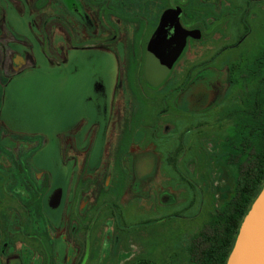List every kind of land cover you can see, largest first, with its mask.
Returning a JSON list of instances; mask_svg holds the SVG:
<instances>
[{"label":"flooded vegetation","instance_id":"af4514ba","mask_svg":"<svg viewBox=\"0 0 264 264\" xmlns=\"http://www.w3.org/2000/svg\"><path fill=\"white\" fill-rule=\"evenodd\" d=\"M196 1L40 0L39 8L34 13L39 20L36 29L21 19L22 15L29 12L23 0H6L9 7L0 6V199L9 197L13 202V205L0 208V264H87L89 247L95 248L96 252L101 241L103 246L106 244L105 227L99 224L100 210L94 212L87 209L96 208L89 202L92 200L91 190L97 183L107 187L109 179L93 178L90 182L86 178L75 180L73 173V185L68 190L70 175L63 167L56 170L50 168L48 162L43 166L38 164L42 161V151L47 139L40 142L42 137L27 139L25 136L9 133V125L5 119L7 91L11 92L13 85L28 69L39 66L37 54L45 57L57 70L66 71L69 76H76L79 72L90 74L93 81L87 103L99 116L104 113L117 116L121 114L123 106L130 103L127 97L129 88L125 87V80H130V89L135 92H138L139 83H143L146 90L155 92L168 80H178L175 88L167 93L169 97L163 99L169 112L166 119L176 125V132L171 128L161 134L152 131L149 137L154 147L150 150L145 148V144L144 148H141V144L137 145L126 168L134 181L130 185L131 192L137 195L144 193L147 188L145 182L157 173L165 180L166 174H176L177 171L182 182L186 185L188 183L184 193L187 195L185 210L196 211L195 216L204 212L206 223L211 214L221 210L225 203L223 195L229 191V198L234 193L237 179L231 185L224 186L221 182L225 174L223 167L228 166L226 160L229 156L235 153L239 156L248 149V110L242 111L245 120L240 121L239 115L241 106L247 108V95L250 91L244 98L235 96L233 76L240 79L253 64L263 63L264 47L258 45V54L255 56L237 55L234 61H230L231 65L226 63L223 68L217 67L216 64L222 58L220 51H235L243 46L252 30L246 17L250 12L249 9L244 11L241 18L244 29L237 30L232 22L229 25L230 19L236 15L232 2ZM49 9L52 17L47 13ZM44 12L46 17H43ZM10 22L18 31L9 25ZM50 22L53 25L49 36L46 30ZM221 25L227 32L233 30L237 40L228 42L229 39L223 40L222 37L212 39L216 28ZM44 26L43 41L38 35H41ZM55 30L64 32L60 31L63 42L61 46L54 42ZM47 41L51 42L52 50L46 44ZM219 41L225 43L223 48L214 55H206L209 45ZM69 42L78 46L71 47ZM40 43L46 45L43 50ZM252 56L254 59L250 58ZM169 61H173V64L168 75L161 84L155 85L149 79L163 76L169 68L166 64ZM249 61L253 63L249 64ZM243 62L247 64L243 65ZM233 63L239 65L234 66ZM260 70L262 77V65ZM261 82L264 84V78ZM229 90L235 97H227ZM118 92L122 93L120 95L125 98V102H122L123 99L118 102ZM147 104L153 106L150 102ZM171 109L177 113L171 112ZM241 123L245 124L241 126ZM198 130L204 133H209L210 130L218 135L210 139L208 135H204L201 139V144L213 151L212 154L208 155V152L202 151L198 146ZM189 133L195 137L204 162V167L194 169L197 178H191L190 167H185V162L174 171L172 167L178 150L183 146L182 141ZM214 139H217L216 144H213ZM49 144L56 147L54 141ZM170 144L171 150H168ZM116 145L120 151L126 150L128 140L125 142L119 139ZM158 147L165 153L162 167L157 162ZM226 148L235 153H227L224 150ZM174 152L175 156L172 155ZM86 159L71 149L72 168ZM244 162L234 163L237 166V177L239 167ZM198 179L202 180V185L191 184L192 180ZM189 186L194 187L193 190ZM214 186L221 187V193L217 195L222 202L221 206L216 211L204 210L208 203V190H218ZM160 196L159 204L162 206L176 203L169 192ZM51 197L54 201L50 206ZM63 208L67 211L64 222L57 219ZM85 212L93 213L91 217L96 220V225L85 222ZM19 237L22 238L18 240ZM58 244L63 245L59 252ZM52 256L54 261L51 260Z\"/></svg>","mask_w":264,"mask_h":264},{"label":"rangeland","instance_id":"374dc122","mask_svg":"<svg viewBox=\"0 0 264 264\" xmlns=\"http://www.w3.org/2000/svg\"><path fill=\"white\" fill-rule=\"evenodd\" d=\"M23 1L29 12L27 11L26 14L22 15L21 19L36 29L39 20L34 13L39 8L40 0ZM229 1L232 2L236 14L232 20L230 19L229 25L232 22L237 30L244 29L241 18L244 16V11L249 9L250 13L246 17L252 30L241 48L235 51H220V55H222L221 62L216 64L219 68H223L226 63L231 65L237 55L246 57L251 54L255 56L258 54V45L264 47V0ZM193 2L196 3L197 1L193 0ZM222 3L224 4V1ZM199 5L205 4L199 3ZM0 6L9 7L6 0H0ZM49 11L50 9L47 13L52 17ZM45 13H42L43 17H46ZM9 25L15 31H18L14 24L10 22ZM52 25V22H50L48 30H46L49 36ZM60 31L64 33L62 30ZM60 31H54V42L59 46L63 44ZM44 32L45 26L41 31V35H38L43 41L45 38ZM221 37L223 40L229 39L228 42L232 41L235 39L234 31L229 30L227 32L226 28L224 29L221 25L216 28L211 38L220 39ZM46 44L52 50L51 42L47 41ZM69 44L71 47L78 46L72 42H69ZM39 45L42 46H40L42 50L46 47L44 43ZM224 45L225 43L222 41L210 44L206 55H214ZM94 56L98 57V55ZM253 56L250 58L254 59ZM36 59L39 66L36 69H28L13 85L11 92L7 91L5 119L9 125V133L25 136L27 139L42 137L43 139H39L40 142L44 141V138L47 139L45 149L42 151V161L38 164L43 166L48 162L50 168L53 167L56 170L63 167V170L70 175L67 189L73 185L71 176L73 173L75 180L76 178H86L90 182L93 178L98 180L109 179L110 184L107 187H102L100 183H97L90 192L93 194L91 195L92 200L89 202L96 208L90 207L87 210H94V212L100 210L99 224L105 227L104 238L106 244L103 246V241H101L97 245L96 252H94L95 248L90 246L86 263L190 264L188 258L189 245L202 230L207 218L203 214L204 212L199 216H195L196 211L185 210L187 195L184 193L188 183L186 182V185L182 182L177 171L176 174L165 175L167 184L163 180L164 177L157 173L145 182L146 191L137 195L131 192L132 187L130 185L134 181L129 174V170L126 169L137 145L141 144V148H144L143 144H145V148L148 150L154 147L152 139L149 137L152 131L161 134L171 128L176 132V125L166 119L169 112L163 99L169 97L167 93L175 88L178 80L177 82L175 79L168 80L160 90H155V92L146 90L143 83L138 84V92H135L130 89V80H125V87L129 88L127 97L130 103L124 105L122 111H120L121 114L117 116L108 113L99 116L87 103L93 81L90 79V74L79 72L76 76H69L66 71L62 72L52 67L45 57L37 54ZM248 63H253V61ZM233 64L234 66L239 65V63ZM242 64L247 63L243 62ZM261 74L263 76V73ZM260 77L257 76L255 82L254 79L244 82L233 76L234 95L244 98L255 87L256 82H261ZM232 93L229 90L227 97H235L232 96ZM120 94L122 93L118 92V102H121L122 99V102H125V98ZM247 96L249 97V95ZM171 101H169V105L172 108ZM147 102H150L153 106L146 105ZM137 103L139 105H136ZM171 112L177 113L173 109H171ZM208 132L204 133L198 130L196 136L198 146L202 148V151L208 152L209 155L213 151L203 146L201 139L204 135H208L209 139L218 137V135L213 133L214 131L209 130ZM250 136L248 140L249 147L243 154L238 156L231 149H224L227 153H235L226 160L228 166L223 167L225 174H223L221 182L224 186L231 185L237 179V166L234 163L236 161L242 163L250 158V142L253 138L252 135ZM119 139L125 142L128 140L126 150L120 151L119 148H116V141ZM217 139H214L213 144L217 143ZM51 141L55 142L56 147L49 144ZM182 143L183 146L178 150L179 153L173 160V162L175 161L172 165L173 171L185 162V167H190L191 178H197L194 169L204 167V162L197 149L196 139L193 134L189 133ZM171 145L168 146V150H171ZM72 148L87 158L74 168H72L70 160ZM156 155L158 166L162 167L165 153L158 147ZM172 155L175 156V152ZM198 181L192 180L191 184L199 183L202 185V180L198 179ZM214 187L218 190H208L209 195L207 194L208 197L206 198L208 203L204 206V210L214 209L216 211L221 206L222 202L217 197L218 193H221L219 189L221 187ZM188 188L193 190L194 187L189 186ZM166 192H169L176 203L165 206L159 204L162 197L160 195H164ZM185 200L186 202H184ZM0 204V208H2L6 205H13V202L9 197H3L0 199ZM65 212H67L66 208L59 211L57 216L59 221L64 222ZM91 214L93 215V213H84L85 222L96 225L97 222L91 217ZM75 223L77 225V222ZM11 225L14 224L11 223ZM32 231L31 228L30 233ZM95 234L97 233L95 232ZM21 238L19 237L18 240ZM26 243L30 245L29 241H26ZM62 248L63 245L58 244L57 252L61 251ZM51 260H55L53 256Z\"/></svg>","mask_w":264,"mask_h":264},{"label":"trees","instance_id":"16d2710c","mask_svg":"<svg viewBox=\"0 0 264 264\" xmlns=\"http://www.w3.org/2000/svg\"><path fill=\"white\" fill-rule=\"evenodd\" d=\"M261 65L264 67V62L253 64L240 79L257 81ZM255 84L254 90L249 93L247 108L241 106L239 115L240 121L245 120L242 111L248 110L249 137H253L250 158L239 167L234 193L229 198V191L223 195L225 203L221 210L211 214L209 221L189 245L190 264L228 263L240 227L264 187V84Z\"/></svg>","mask_w":264,"mask_h":264},{"label":"water","instance_id":"95a60500","mask_svg":"<svg viewBox=\"0 0 264 264\" xmlns=\"http://www.w3.org/2000/svg\"><path fill=\"white\" fill-rule=\"evenodd\" d=\"M180 49H183V45ZM177 55L178 53L176 57ZM166 64L169 65V68L163 76L149 79L155 85L161 84L165 80L173 61L166 62ZM53 201L54 198L51 197L50 206ZM227 264H264V187L240 227Z\"/></svg>","mask_w":264,"mask_h":264}]
</instances>
